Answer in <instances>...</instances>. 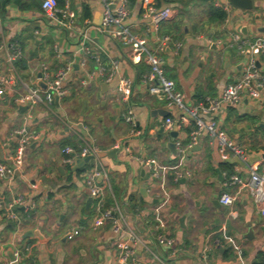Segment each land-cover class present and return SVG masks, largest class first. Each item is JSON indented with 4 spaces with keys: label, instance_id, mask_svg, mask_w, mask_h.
Wrapping results in <instances>:
<instances>
[{
    "label": "crops",
    "instance_id": "1",
    "mask_svg": "<svg viewBox=\"0 0 264 264\" xmlns=\"http://www.w3.org/2000/svg\"><path fill=\"white\" fill-rule=\"evenodd\" d=\"M152 1L173 11L157 33L148 32V46L155 51L162 35L182 42L177 53L172 47L162 55L167 76L176 82L188 105L219 94L227 82L239 76L244 57L237 50L228 52L226 42L231 32L264 35V0H253L248 11L233 5L223 23L212 22L209 28L202 24L209 11L200 0ZM42 2L0 0V72L11 80V91L0 96V161L10 166L15 159V144L9 139L13 131L27 125L39 133L38 140L26 149L24 167L14 180L0 176V264H122L118 255L124 242L133 249L126 264H254L264 257V215L255 191L244 188L232 206L219 200L222 192L237 189L227 185L226 179L233 174L247 178L250 166L261 169L264 163V93L258 100L225 106L218 114L229 137L247 149L246 162L232 155L224 158L218 141L204 131L177 177L176 170L169 167L177 163L170 143L177 136L187 138L192 125L171 131L164 127L165 118L174 109L149 94L141 82L150 65L144 59L133 62L131 48L100 29L102 0H70V7L78 14L73 30L49 20ZM190 2L193 6L187 10ZM145 3L138 0L131 8L130 22L141 35L147 34V25L141 21ZM84 7L89 8V17H85ZM82 43L89 51L82 49ZM12 45L21 48L19 59H7L5 48ZM96 55L106 64L110 59L118 61L119 73L133 80L131 106L139 134H132L123 117L126 104L114 96L117 77L103 92L99 78L87 75L97 69ZM255 55L261 59L259 53ZM84 59L85 68L80 64ZM42 63L48 64L51 72L70 64L65 82L69 93L54 98L52 104L38 103L28 117L26 105H20L16 98L30 87H43L36 80ZM261 65L264 69V61ZM211 116L202 115L205 119ZM87 138L104 152L117 148L114 156L100 157L106 171L100 182L105 187V207L119 205L124 209V221L117 216V223L112 219L101 227L94 226L96 203L92 200L86 210L90 195L85 184L92 161L69 178L62 149L68 145L79 149L82 139ZM150 157L159 166L156 176L141 161ZM17 196L26 202L12 208L19 214V222L9 216L10 203ZM132 198L141 207L130 209L128 200ZM90 214L93 219L88 224ZM160 219L165 225L157 229ZM126 223L137 240L129 238ZM37 229L44 239L26 235ZM160 233L174 239L173 247L159 243Z\"/></svg>",
    "mask_w": 264,
    "mask_h": 264
},
{
    "label": "built area",
    "instance_id": "2",
    "mask_svg": "<svg viewBox=\"0 0 264 264\" xmlns=\"http://www.w3.org/2000/svg\"><path fill=\"white\" fill-rule=\"evenodd\" d=\"M144 1L146 3L141 21L147 25V34L141 35L133 29V24L130 22L132 15L129 0H102L104 11L100 29L110 33L120 43L129 46L131 48L130 58L133 62H140L144 59L150 65V68L142 74L141 82L146 85L149 94L163 100L166 107L174 109V113L171 110V115L165 118L164 127L171 131L174 127L182 129L192 125L187 138L184 139L177 136V138L173 139L177 163L173 167H169L176 170L177 177L180 176L188 152L198 144L204 131L211 138H215L218 141L220 152L224 158L232 155L246 162L247 149L229 137L227 131L221 126L218 114L225 106L238 105L244 100H258L262 97L264 93V69L261 61H264V35L250 37L244 36L238 31L231 32L229 40L226 42L227 46H235L238 53L244 57L239 76L235 80L227 82L219 94L206 96L203 100L188 105L185 102L184 94L177 88L176 82L167 76L165 70L166 59L162 55L166 49H172V47L174 52L177 53L182 47V42L172 41L170 35H162L158 37V47L155 51H151L148 46V32L154 31L157 33L160 25L171 17L173 8L168 5L157 6L152 0ZM215 5L227 11L228 15L233 8V4L229 0H217ZM42 8L49 20H57L65 30L76 28L78 14L70 7V0H65L63 6H59L57 0H43ZM83 36H86V31H84ZM82 44V49L89 51L87 44ZM5 51L8 60L19 59L22 52L17 45L6 47ZM256 53H259L261 59L256 57ZM95 58L97 69L95 73L87 75L90 78L97 77L106 84H109L117 77V87L114 96L121 103L126 104L123 117L125 122L131 125L132 134H139L136 115L131 106L133 80L119 73L118 61L110 59L111 62L106 64L99 55H96ZM80 64L85 68L87 60L84 59ZM70 69V64H65L57 71L51 72L48 64H41L40 76L38 74L36 80L42 81L46 88L39 86L30 87L16 98L20 105H26L28 117L31 116L38 103L45 101L47 104H52L54 98L65 96L69 93L65 82L68 80ZM10 82L11 80L8 76L0 72V96L11 91ZM202 115L212 116L205 119ZM38 138L39 133L30 130L27 125L16 129L10 134L9 139L15 144L14 161L16 168L20 171L24 167L26 149ZM82 140L83 142L80 144L79 149L69 145L62 149L63 163L66 166H73L77 158L93 156L91 161L94 165L86 172L85 184L88 187L90 197L96 203L97 214L93 219L94 226L101 227L109 220H116L117 216L122 217L124 221V209L121 210L119 205L105 207L106 192L104 185L100 182V178L106 174L105 168L100 163V152L102 150L93 142L87 139ZM141 161L153 176L157 175L159 166L155 158H142ZM249 170L250 174L247 178L242 177L240 174H233L226 179L225 183L227 185H236L237 189L235 192H222L219 200L226 206H232L238 200L244 188H251L255 191L260 212L264 215V163L261 169L250 166ZM0 176L12 181L15 177V171L0 161ZM31 186L37 188L38 185L32 183ZM25 203V199L22 196L13 198L9 206V216L13 221L19 222V214L13 211L12 208L14 206H25ZM115 222L117 223V220ZM164 225V220L160 219L156 228L158 229ZM126 226H128L129 238L137 240L135 231L131 229L128 223H126ZM118 228L119 225L117 226ZM158 241L165 246L173 247L174 245V239L164 233L159 234ZM207 248L208 246L204 250ZM15 255L18 256L19 251H16ZM132 255L133 249L129 243H122L118 255L119 262L126 264ZM1 264H12V262L6 261Z\"/></svg>",
    "mask_w": 264,
    "mask_h": 264
},
{
    "label": "trees",
    "instance_id": "3",
    "mask_svg": "<svg viewBox=\"0 0 264 264\" xmlns=\"http://www.w3.org/2000/svg\"><path fill=\"white\" fill-rule=\"evenodd\" d=\"M57 1H58L59 6L64 5L65 0H57ZM157 1H158V3H161V1L166 2V3H178V2H180V0H157ZM200 2L202 4V6L207 7L208 11H209L208 12L209 17L207 19V24H210L212 22H217V23H223L224 22V20L227 17V11L216 6L214 3V0H200ZM129 3H130V7L132 8L138 3V0H129ZM84 13H85V17L90 16V10L88 7H84ZM176 25H178V24H176ZM231 47L233 49H235V51L237 50L235 46H231ZM75 149H77V147H75ZM69 169H70L69 178L73 179V171L74 170H72V166H69ZM81 170L82 169H79V168L76 169V173H79ZM131 208H133V206H130V209ZM254 264H264V257L262 256V258H260L259 261H256Z\"/></svg>",
    "mask_w": 264,
    "mask_h": 264
},
{
    "label": "water",
    "instance_id": "4",
    "mask_svg": "<svg viewBox=\"0 0 264 264\" xmlns=\"http://www.w3.org/2000/svg\"><path fill=\"white\" fill-rule=\"evenodd\" d=\"M229 1H230L234 6L239 7V8H241V9L245 10V11H248V10H250V9L253 8V0H229ZM245 28H246V27H244L242 30L246 33V29H245ZM212 48H216V45L213 44V45H212ZM77 61H79V57L77 58ZM75 66H76V68H78V62H77V64H76ZM240 66H242V64H240ZM39 76H40V74H39ZM98 80H100V79H98ZM39 83H40L44 88H46V85H45L42 81H39ZM101 86H102L103 92H106L107 89H108V84H106V83H104V82L101 81ZM25 108H26V106H25ZM170 145H171V147H175L174 142H171ZM116 151H117V148H114L113 150H111V151H109V152H104V151H102V152H100V156H105V155H107V154H109V155H111V156H114L115 153H116ZM92 159H93V156H87V157H85V158H83V159L77 158V159H76V163H75V165H73V170L75 171V172H74V175H76V169H78V168H80L82 165H84V164L90 162ZM143 191H144V189H143ZM91 201H92V197H89L88 200H87V204H86V210H87V211H88V209H89V206H90ZM250 234H251V233H250ZM250 234H249V235H250ZM26 235H31V236H33V235H37L40 239H44L43 236H42L41 233H40V230H38V229H37V230H34V231H28V232L26 233Z\"/></svg>",
    "mask_w": 264,
    "mask_h": 264
},
{
    "label": "rangeland",
    "instance_id": "5",
    "mask_svg": "<svg viewBox=\"0 0 264 264\" xmlns=\"http://www.w3.org/2000/svg\"><path fill=\"white\" fill-rule=\"evenodd\" d=\"M187 5H189V6H188V9H187V10H189V8L191 7V5L193 6V3L190 2V3H187ZM187 5L183 3V6H184L185 8H187ZM204 19H206V18H204ZM202 24H203L206 28H209V27H208V24H207V20H204ZM208 30H209V29H208ZM69 32H74V31H69ZM75 33L78 34L77 31H75ZM70 34H71V33H70ZM207 36H209V34H208ZM74 40L78 41V37L75 36V37H74ZM78 45H81V44H78ZM228 49H229L228 52L235 53V49H233L231 46H228ZM73 77H76V76L73 75ZM24 79H26V77H24ZM152 96H154V95H152ZM250 119H253V118H250ZM258 125H259V123H257V126H258ZM232 128H233V130H235L236 127H232ZM228 129L230 130L231 128L228 127ZM87 140L90 141V142H93L92 139H90V138H87ZM90 166H91V165H88V166H87V169H89ZM9 167H11L12 169H14V171H15V175L18 174L19 171H20L19 169L16 168L15 161H13V163H11V165H10ZM128 201H129L130 206H138V207L140 206V205L137 203L136 199L134 200V199L132 198L131 200H128ZM52 203L56 205V201H55V200H52ZM135 204H138V205H135ZM140 207H141V206H140ZM92 219H93V215L90 214L87 223L90 222ZM88 224H89V223H88Z\"/></svg>",
    "mask_w": 264,
    "mask_h": 264
}]
</instances>
